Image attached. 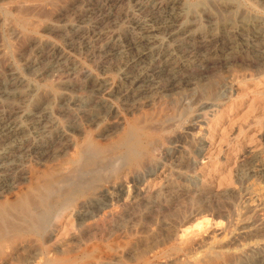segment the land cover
<instances>
[{
    "label": "rangeland",
    "instance_id": "obj_1",
    "mask_svg": "<svg viewBox=\"0 0 264 264\" xmlns=\"http://www.w3.org/2000/svg\"><path fill=\"white\" fill-rule=\"evenodd\" d=\"M91 1L95 6L100 5L101 1L109 2L106 8L103 7V12L111 11L114 17L112 21L92 18L91 25L98 28L91 32V36L95 37L98 32L103 36L88 46L87 37L70 41L71 34L57 27L61 21L75 19L81 14L73 9L75 3L81 0H0V82L10 69H14L36 87L34 96L25 103L26 109L34 111L45 102H49L51 108L53 106L54 116L68 134L65 142L63 140L58 146L70 155L76 146H82L85 142L107 151L116 146L131 128L140 127L144 156L147 158L143 157L142 164L149 163L150 167L147 165V168L135 173V168L125 161H120L123 164V167L120 165L121 169L118 160H111L109 164L118 163L121 170L117 176L127 179L124 188L116 187L100 193L87 201L82 210L80 207H67L68 210L55 213L47 206L48 203L45 205L41 201L35 188L57 176L59 166L64 167V162L70 156L61 155L47 164H41L36 156H31L21 169L12 170L6 176L15 181V189L12 193H5L0 198V204L6 201L13 203L10 212H18L20 218L12 213L11 216L10 212L7 218H0V225H11V228L8 227L10 229L1 225V229L5 230L2 229L4 237L0 231V264H258L259 255L262 254L258 247L264 245V227L259 238L245 245V248L225 243V237L232 234L231 230L235 234L237 223H242L244 219L247 222L264 216L262 206L247 198L250 193H261L259 197L264 204L263 178L256 175L247 180L240 174L243 170L264 164V54H261L264 52V31L248 29L249 34L254 33L257 38L252 47L229 50L230 43L239 38L235 31L240 22H264L262 0H185L190 11L187 10L183 21H190L196 14L200 16L199 30L218 38L217 54L209 62L206 60L212 54H206L209 56L202 58L198 64L189 60L180 76L189 83L179 89H172L173 77L164 71L158 80L160 89L140 102H129L122 94L124 80L118 72L122 59L106 58L107 50L112 48V34L109 31L117 22L115 32L118 31L126 43L130 41L133 23L146 19L160 23L165 18L164 13L151 8L150 0H82L80 4L85 6ZM159 1L165 7L171 0ZM227 2L235 4L229 7ZM37 41L50 44L52 51L45 54L49 59L43 61L37 70H30L27 68L30 47ZM259 50L263 51L259 53ZM59 52L66 56L68 68L77 71L70 74L66 65L58 71H50L54 54ZM228 58L232 61L226 64ZM81 69L87 70L93 79L84 76ZM94 79L109 83V90L103 99L116 113L106 116V122L101 126H96L94 122L106 115V111L92 101L96 85ZM23 92L21 89L16 95L13 94L9 98L14 99L12 102L8 99L12 105L5 101L7 111L20 104ZM66 92L86 101L88 106L82 114L66 109L63 103ZM147 126L149 128L146 129ZM104 129L108 131L107 134L101 133ZM107 147L109 149L106 150ZM105 160L97 164L109 175L110 168ZM259 182L262 184L260 188L257 186ZM257 189H260L259 192H256ZM231 190L237 194L229 195L228 191ZM32 195L33 198L30 197ZM27 197L38 200L28 203L35 202L34 207H28V204L23 206L22 200ZM55 198L58 199L57 196ZM239 199L242 200L239 202ZM39 202L50 207V210ZM35 205L40 211L47 210L49 221L54 219L48 223L47 232H39L35 227L36 222L31 217V213H35L32 208H38ZM17 210L25 214V219ZM11 217L18 220H10L9 223L7 219ZM15 223H20L18 226L23 229ZM12 231L15 232L11 235ZM200 231L204 234L201 235ZM216 231L220 232L215 234ZM189 232L193 234L190 236ZM6 235H11V238L7 236L8 239Z\"/></svg>",
    "mask_w": 264,
    "mask_h": 264
},
{
    "label": "bare ground",
    "instance_id": "obj_2",
    "mask_svg": "<svg viewBox=\"0 0 264 264\" xmlns=\"http://www.w3.org/2000/svg\"><path fill=\"white\" fill-rule=\"evenodd\" d=\"M150 1H151L150 4H152L151 8H154L156 10L159 9L157 11L162 10V12L164 13L165 18L162 19V21L160 23L159 22L157 23L153 19H146L144 21L138 20L137 22L133 23L132 31L130 30L131 31L130 32V36H131L130 41L126 42V43H125V41H123L121 36L117 33L118 31L115 32L117 22H115V24L113 25L112 30L109 31L112 34V43H111L112 48L109 49L107 47L109 50H107V53L105 55H106L107 59H111L113 57H119L122 59V62L118 67V72L121 74L122 79L124 80L122 94L124 95L125 99L129 102H130V100H131V102H132V100L133 101L139 100V102H140L142 100V98H144L145 96L150 95V94L154 93L155 91H158V89H160V83L158 80H159V77L162 76V74H164V71L168 72L173 77L172 89L174 90V89L181 88V86H183L185 83H189L188 80L180 77L181 73L183 71V68L186 66V63L189 60H193L194 62L196 61V63L198 64L202 58H205V56H207L206 54H210V55L212 54L211 57H209L206 61H208V62L213 61L214 60L213 56H215V54H217V51H218L217 50V47H218L217 36H215L214 34H209V33L202 32L199 30V28L201 27L200 16L198 17L196 14V17L192 18L190 21H188V22L183 21L184 15L186 14V12L190 11V10H188L189 8L186 4L187 1L185 2V0H171L170 2H168L166 4L165 7L162 6L164 4H162L161 1H159V0H150ZM81 2H82V0H81ZM262 2L264 4V0H262ZM80 3L76 2L75 5L73 6V9H76V12H78V11L81 12V14L78 15V17H76L75 19H71V18H67L65 20L63 19L64 21H61L59 24H57V27H60L65 32H69L71 34L70 41H74V39H78V37H82V38L87 37L88 46H90L93 43L98 42L101 39V36H103V34H101L99 32H98V34L95 33V37L91 36V32L96 31V29L98 28L95 25H91L92 18L94 19V17H100V18H103V21H108V20L112 21L114 15L112 14L111 11H109L107 13L103 12L104 11L103 7L106 8V6L108 5L109 2L101 1L100 5H98V6H95L92 3V1H91V3L85 4V6L81 5ZM234 4H235L234 2H231V3H228L227 5L229 7H233ZM263 4H259V5H263ZM256 5H258V4H256ZM236 6L238 7V5H236ZM239 7H240V5H239ZM230 10H231V8H230ZM230 10H229V13H230ZM241 12H242V10H241ZM193 15H194V13H193ZM161 18H163V17H161ZM243 20H244V18H243ZM231 22H234V21L232 20ZM210 23H212V22L210 21ZM202 24H203V22H202ZM248 29L255 30L257 32L258 31L263 32L264 31V22H253V21L251 22V20H248V21L244 20L243 22H240L239 26L236 28V31H235L236 36H238L239 38L236 39L237 41H233L230 43L229 50H234V48H243V47L250 48V47H252V45L257 40V38L254 36V33H253V35L249 34L250 32H248ZM262 37H264V36H262ZM260 41H261V37H260ZM30 48H31V56H30V59L27 63V68L30 70H34L36 68L38 69V67L40 66V64L43 61H45V60L47 61V59H49V57H47V55H45V54L51 53V51H52L51 45L46 44L42 41H37L34 44H32V46ZM263 50H259V53H260V51H263ZM54 52L55 51H53V53ZM207 52H209V53H207ZM55 54L53 57L54 61L50 65V71L51 72L58 71L64 65H66V56L60 52L57 55H55ZM261 54H264V52H262ZM231 61L232 60H230L228 58L227 59L228 63H226V64H229ZM204 63H206V62H204ZM65 68H66V70L71 72L70 74L77 71L74 68H68L67 65ZM81 72L83 73L84 76H86L88 78H92L91 74L87 70L81 69ZM95 84L96 85L94 86V89H93L92 101L95 102L96 105H98V107H100L101 109H104L106 111V115H104L101 118L96 119V121L94 122L96 124V126H101L102 124H104L106 122L105 117L114 115L115 110L112 106H110V104L108 105V103L106 102L105 99H103V97H104L103 95L109 90V86H110L109 83L106 80H103V81L95 80ZM21 89L24 90L22 99L20 98L22 101L20 100V104H18L16 106H12V108L9 109V111H7V109L5 108V105H4L5 101L7 100V103H8V99L10 97H12L13 94L17 93V91H20ZM35 92H36V87L29 84L25 80V78H23L22 75H20L14 69H10L8 74L5 76L4 80L2 82H0V198L5 193H12L13 190L15 189V184H16L15 181L10 180L6 177L8 175V173L12 170L21 169L23 167V163L28 158H30L31 156H33V158H34V156H36L38 161L41 164H47V163L51 162V160H52V162H54L58 157H61V155L65 156L69 153L67 150L61 149V147L58 146V143L61 144V142H63V140L66 138V136L68 134L65 131V129L60 126L59 121L54 116V113L52 110L53 106L51 108V104L49 102H45V103L41 104L34 111H28L26 109L25 103L28 102L32 98V96H34ZM105 97H106V95H105ZM63 101H64L63 103L66 106V109L68 111H73V112L76 111L77 114H82L88 106L86 101L83 98L73 97L70 94H68L67 92L63 94ZM8 105H12V104L8 103ZM149 105H151V104H149ZM135 107H136V104H135ZM141 122H143V121H141ZM141 124H139V125H141ZM139 128L140 127L131 128V130H129V132H127V134L118 142L117 145L114 144L116 146H114V147L110 146L112 149H109V147H107L106 150L109 149L107 151H105L104 149L101 150V149L96 148L93 145V143H91V142L90 143L85 142L86 144L84 143V145H82V146H76L73 154L72 155L68 154L70 156V158H69V160L64 162V163H66V165L64 167L59 166L60 170H59L57 176H55L56 175L55 174L54 175L55 177L51 178L50 181H48L42 185H38L36 188L34 187L35 190L37 192H39V196H40L41 201L45 205L48 203L47 206H50L51 208L50 207L49 208L55 213H59V211H61L63 209H67V207L72 208V209L80 207V209L82 210L84 208V205L86 203H88L87 201H89V200L91 201L93 197L100 195V193H102L108 189L112 190L113 188H116V187L124 188L125 185H127V179L122 178V177L119 178L117 176V174L121 170L117 166L118 163H117V165H115L116 163L115 164H109V161H111V160L114 161L115 159L118 160L117 162H119V163H120V161L121 162L125 161L128 165H131L133 168H135L134 169L135 173H138L140 171V169L144 168L147 165H148V167H150L149 163L142 164V163H144V162H142L144 159L143 157H145V159H147V158H146V155L144 156L145 147H144V143L142 140L143 132ZM147 128H149V127L147 126L146 129ZM153 131H155V130H153ZM106 132H108V131L105 129L101 130L102 134H104ZM151 132L152 131H150L149 133H151ZM146 134L144 136H146ZM48 139L51 141L50 142L45 141ZM64 142H65V140H64ZM76 143H77V141H76ZM153 144H156V143L154 142ZM155 146H157V144ZM159 147L161 148V146H159ZM154 148H156V147H154ZM154 148L152 147L151 149H154ZM148 149H149V147L147 148V150ZM146 152H148V151H146ZM106 153H108L109 156ZM66 158H65V160H66ZM102 159L107 160V161L106 160L105 161H106V165L109 166V168H110L109 175H107V174H105V172H103L104 169L102 171L103 167L100 166V164H97ZM146 162H147V160H146ZM120 165L122 166L123 164L120 163L119 166ZM121 166H120V168H121ZM124 166H125V164H124ZM145 168H147V167H145ZM105 171H107V170L105 169ZM51 172H52V170H51ZM13 174L14 173H12V175ZM240 174L242 176H244L245 179L247 178V180H251L256 175L261 176L264 180V164H260L256 168H249V169L243 170ZM50 176H52V174ZM106 176H107L108 180H107ZM34 177H36V176H34ZM105 178L108 182L105 180ZM31 179H33V178H31ZM247 180H244V182L248 183ZM245 184H244V186H245ZM261 185L262 184H260V182L257 183L258 188H260ZM257 190L258 191H256V192H259L260 189H257ZM109 192H111V191L109 190ZM250 192L251 191H249L246 194H249ZM235 193H236L235 190L228 191L229 195H235ZM30 194L31 193H29V195ZM258 194L250 193V195L247 198L252 200L251 202L255 201L257 204L259 203L262 206V209H264L263 201L260 198L261 193L259 195ZM14 195H15V193H14ZM56 196L58 197V199L55 198ZM30 197L33 198V195ZM35 197H34V199H35ZM240 197H241V195H240ZM22 198H20V199H22ZM54 198L56 199V201H54L55 200ZM245 199H243V200H245ZM32 200L33 199L30 200L29 197L25 198L24 200H22L23 206H25L26 204H28ZM35 200H37V199H35ZM35 200H33V201H35ZM49 200H51L50 202H52V203H50ZM241 200L239 199V202ZM13 201H16V199ZM53 201L55 203H53ZM35 202L33 204H28L27 206L28 207H29V205L33 206L34 204H36ZM42 202H39V203H42ZM20 203H21V201H20ZM245 203H248V202L246 201ZM44 204H43V206H44ZM40 205L41 204H39V206ZM13 206H14L13 203H9L7 201L5 203L0 204V218L1 219L5 218V217L7 218L9 216L10 209ZM47 206H44V207L46 208ZM36 207H38V206H36ZM81 207H83V208H81ZM22 208H24V207H22ZM33 209H35V213L32 212L33 214L31 213V217L36 222L35 227L38 229V231L39 230H46V232H47V229H49L48 223H50V221H52L54 219L52 218V220L49 221V214H47L48 213L47 210L43 211L40 208L42 210V211H40L39 207L38 208H32V210ZM30 210H31V208H30ZM17 211H19V210H17ZM21 211H23V210H21ZM11 213L12 212H10V215L12 216L13 213L12 214ZM17 213L13 214L14 217H15V215H16V217L19 215ZM19 213L21 214L20 211H19ZM68 213L70 215V212H68ZM24 215L25 214L23 213V215L21 217L24 218ZM255 215H256V213H254V216ZM57 216L59 217L58 214H57ZM57 216H55V218ZM27 217H26V219H27ZM17 218L19 219L20 216H18ZM17 218H14V219L9 218V219H7V221L9 223H11L12 220L13 221L15 220V222H16ZM203 218L204 217H202V220H203ZM251 219H253V218H251ZM10 220H11V222H10ZM241 220H243V218ZM244 220L242 223L240 221H239L240 223H237L238 227H237L236 232H234L235 234H233V230H231L232 234L225 237V239H226L225 243L226 242L233 243V245H235L236 247L237 246L238 247H244L245 245H247V244L251 243L252 241H254L255 239L259 238V234L261 232V229L264 227V216L257 217L256 219H253V220L248 219L250 221H247V222H244ZM228 221H230V220L228 219ZM197 222L199 223L200 221H197ZM234 222L235 221H233V223ZM17 223H15V224L18 226V225H20L21 222L19 224H17ZM26 224H28V223H26ZM200 224H202V223L200 222ZM1 225L4 226L3 224H1ZM1 225H0V229L2 227ZM49 225H51V224H49ZM6 226L7 225H5V227ZM233 226H234V224H233ZM8 227L11 228V225L10 226L8 225ZM8 227H6V229ZM18 227H20V229L22 228V226H18ZM18 227H16V228L18 229ZM27 227H28V225H27ZM10 228H8V229H10ZM2 229H4V228H2ZM2 229L0 230L1 236L3 234ZM20 229H18V230H20ZM210 229H208V230H210ZM214 231H215V229H214ZM14 232L12 231V232H10V234L12 235V234H14ZM16 232H18V231L16 230ZM39 232H41V231H39ZM219 232L216 231L214 233L218 234ZM225 232H227V231H225ZM263 232H261V234ZM200 233H201V231H200ZM212 233H213V231H212ZM192 234H193V232H192ZM192 234L190 233V236ZM202 234H204V233L202 232L201 235ZM1 236H0V238H1ZM7 236H9V235H6L5 237H7ZM210 236H211V234L208 237L210 238ZM2 237H4V235ZM9 237H7V238L9 239ZM185 237L188 238L187 236H185ZM194 237L196 238V235ZM194 237H192V238H194ZM223 239H221V240H223ZM5 241H8V240L6 239ZM210 242H211V240H210ZM263 242H264V240H263ZM2 243H3V241H2ZM221 243H224V242L222 241ZM252 243H254V242H252ZM258 243L259 242L257 241V244ZM254 245H256V244H254ZM259 245H260V243H259ZM250 246H252V245H250ZM258 248H260V250L262 252V254L259 255L258 264H264V245L259 246ZM225 250H224V252H225ZM243 251L244 250L242 249V252ZM214 252H215V250H214ZM231 252H233V251H231ZM242 252L240 253V255L242 254ZM219 255H220V252H219ZM245 255H246V253H245ZM204 257H205V255H204ZM217 257H221V256H217ZM201 259H202V257H201ZM241 259H243V257ZM233 261H234V259H233Z\"/></svg>",
    "mask_w": 264,
    "mask_h": 264
}]
</instances>
